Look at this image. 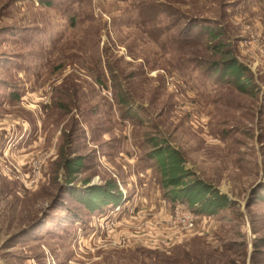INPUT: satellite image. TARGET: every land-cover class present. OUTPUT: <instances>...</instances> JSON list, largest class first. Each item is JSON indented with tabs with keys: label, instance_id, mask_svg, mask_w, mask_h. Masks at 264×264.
Returning <instances> with one entry per match:
<instances>
[{
	"label": "rangeland",
	"instance_id": "1",
	"mask_svg": "<svg viewBox=\"0 0 264 264\" xmlns=\"http://www.w3.org/2000/svg\"><path fill=\"white\" fill-rule=\"evenodd\" d=\"M153 139L232 205L171 202ZM0 264H264V0H0Z\"/></svg>",
	"mask_w": 264,
	"mask_h": 264
},
{
	"label": "trees",
	"instance_id": "2",
	"mask_svg": "<svg viewBox=\"0 0 264 264\" xmlns=\"http://www.w3.org/2000/svg\"><path fill=\"white\" fill-rule=\"evenodd\" d=\"M52 4L49 2L48 5ZM196 27L198 25L191 26L192 29ZM188 37L192 40L206 37L215 40L220 37V34L218 35L216 30L207 26L204 30L195 32V36ZM221 47V44H218L215 47L216 51L221 50ZM205 67L207 69L212 67L213 72L218 75L220 81L233 84L242 93H249L255 87L252 78L248 76L249 69L233 57H228L220 64L217 62L210 65L205 64ZM152 144L155 150L150 157L155 160L161 174L162 187L167 191V197L171 202L185 204L195 213L208 216L217 215L220 211L232 205L233 202L227 195L222 194L214 185L200 179L191 170L187 169L186 160L181 151L168 145H161L157 139H153ZM81 166V159L69 160L65 163L70 177L76 175ZM111 187L90 188L84 199L87 208L94 210L112 202L119 203V197L122 196V193L119 191L118 194H114L112 190L117 189V186L114 185L115 188Z\"/></svg>",
	"mask_w": 264,
	"mask_h": 264
},
{
	"label": "built area",
	"instance_id": "3",
	"mask_svg": "<svg viewBox=\"0 0 264 264\" xmlns=\"http://www.w3.org/2000/svg\"><path fill=\"white\" fill-rule=\"evenodd\" d=\"M184 219H185L184 223L187 227H189V228L193 227L194 217L192 215L189 214V215L185 216Z\"/></svg>",
	"mask_w": 264,
	"mask_h": 264
}]
</instances>
